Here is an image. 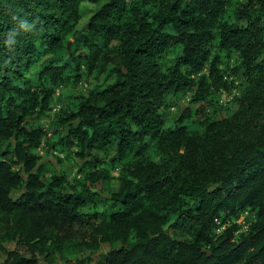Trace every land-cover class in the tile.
Returning a JSON list of instances; mask_svg holds the SVG:
<instances>
[{
	"label": "trees",
	"instance_id": "obj_1",
	"mask_svg": "<svg viewBox=\"0 0 264 264\" xmlns=\"http://www.w3.org/2000/svg\"><path fill=\"white\" fill-rule=\"evenodd\" d=\"M84 1L99 5L71 40ZM95 69L86 90L63 92L47 136L30 116ZM227 70L247 87L233 113L213 117ZM187 90L197 104L167 124L168 96ZM44 141L77 157L80 176L42 177ZM245 209L254 218L238 229ZM102 242L115 245L95 262L62 255ZM57 254L264 264V0H0V264Z\"/></svg>",
	"mask_w": 264,
	"mask_h": 264
},
{
	"label": "rangeland",
	"instance_id": "obj_2",
	"mask_svg": "<svg viewBox=\"0 0 264 264\" xmlns=\"http://www.w3.org/2000/svg\"><path fill=\"white\" fill-rule=\"evenodd\" d=\"M238 1L240 0H234V3ZM98 5L99 3L97 4L95 2L90 1H84L80 5V18L76 24V31L69 34L68 38L72 40L77 36H82L86 32L88 18L91 13H93V11L97 8ZM233 61V57H230V65L233 63ZM31 68L32 67H30L29 69ZM94 72H97V69L92 70L88 76H83L81 80H78L76 83H64L62 86H59L58 89H56L55 94L53 95V101L46 116L40 118H37V116L35 117L34 114L30 116L31 118H33L34 121L39 122L46 128L47 136H50L52 132L54 133V129L57 127V120L55 119L54 121L53 119L54 113L59 108L62 109L63 107H68V99L66 100L62 97L63 92H70V90L74 92L86 90L89 86L93 84H90V82L92 81V76ZM226 74L231 80V86L229 88H218L217 92H215L213 95V103H211L210 106L207 108L209 114L213 117L221 115H230L231 113H233L236 106L234 104L235 98L241 96L244 93L245 88L247 87L246 79L243 75L233 73L232 71L228 72V70L226 71ZM190 98L191 91L189 90L184 92H177L176 94L171 95L170 97L168 96L166 104L164 105L165 111L168 112L166 121L167 124H171L173 120L181 114L185 107H194V105L197 104L195 101L190 100ZM189 118L194 121V123L191 124L192 127L201 129V125L198 123V117L195 113H191ZM36 151L39 155L38 162L42 164V177L46 179H52L56 175L58 176L63 173L66 175L67 179L74 181L75 178L80 176L81 171L78 169L79 167L77 165V157L73 155H64V152H57L52 147H50L45 141L42 142L38 148H36ZM113 173L117 174L118 168H115L113 170ZM111 184L113 186H116L118 184L117 177L111 178ZM12 194L14 196H17L19 194V191L15 189ZM98 208L100 212L103 213V215L105 212H107L106 207L100 203L98 204ZM253 218L254 213L252 210L245 209L244 211H242L239 217L237 218L239 224L238 229H243L246 224ZM183 227L184 229H181L182 231H184L183 233H181L182 236L189 237L191 234L189 225L187 227ZM12 245V243L6 244V246L9 248ZM113 245L115 244L102 242L98 245L84 246L78 252H73L71 248H68L67 250H64L62 255L68 257L69 259L88 256L90 257V259H92L93 262H95L100 259L101 253L105 252L110 246ZM39 260L42 264H65V262H63L62 258L58 254L54 256V258L40 255Z\"/></svg>",
	"mask_w": 264,
	"mask_h": 264
},
{
	"label": "built area",
	"instance_id": "obj_3",
	"mask_svg": "<svg viewBox=\"0 0 264 264\" xmlns=\"http://www.w3.org/2000/svg\"><path fill=\"white\" fill-rule=\"evenodd\" d=\"M237 221H238V219H237ZM248 225V223L246 224V226ZM246 226L244 227V228H246Z\"/></svg>",
	"mask_w": 264,
	"mask_h": 264
}]
</instances>
